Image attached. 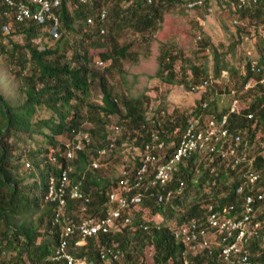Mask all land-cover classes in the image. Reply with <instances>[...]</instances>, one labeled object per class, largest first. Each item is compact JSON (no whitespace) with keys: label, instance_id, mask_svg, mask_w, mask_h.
Segmentation results:
<instances>
[{"label":"trees","instance_id":"obj_1","mask_svg":"<svg viewBox=\"0 0 264 264\" xmlns=\"http://www.w3.org/2000/svg\"><path fill=\"white\" fill-rule=\"evenodd\" d=\"M106 1L91 0L81 3L78 0H60V5L55 9L60 21L61 32L58 38L48 34L49 24H37L33 21L16 22L11 16L4 14L5 10L0 3V54L2 61L10 66L8 71L14 78L19 79L17 84L8 80L15 86L10 98L0 93V264H64L63 260H53L56 244L59 241V226L51 224L54 204L47 202L44 198L49 176H58L60 170L67 165L64 156L65 144L68 141L77 140V133L83 130V124L86 121H89L91 125L88 131H85L91 140H96L94 144L92 142L82 151L75 153L76 158L73 162L76 163V167L70 173L67 185L81 180V190L90 199L87 214L94 215L96 218L104 213L107 195L117 188L120 176L101 180L86 172L82 177L77 159L84 161L91 148V152H95L93 146L99 144L100 147L106 142V134L98 136L95 129L97 120L101 121L104 116H122L131 125H135L134 136L139 146L148 140L150 132L155 131L165 139L164 154H168L175 145L173 143H176L180 137L190 115L194 114L199 123L203 124L209 119L218 120L227 112L226 127L232 134L237 132L247 138L250 144L249 149L251 145H256L253 155L249 156V150L248 154L245 153L251 158L252 169L264 170V83L259 82L264 75L262 45H258L257 57L254 58L257 65L261 66V72L251 71L248 64L249 59L246 57L243 64L245 73L240 82L230 85L234 88H230L229 85L226 89L224 88L225 94L234 91V97L238 103L241 101L239 97H245L249 102L244 108L239 104L234 112L227 111V108L219 109L220 106L214 98L202 94L196 99L193 108L168 115L161 114L162 107H156L157 118L148 119L138 98H121L119 102L117 95L113 92V87L108 85L107 77L101 76L99 88L97 87L101 92V103L93 105L85 103L86 109L89 107L87 115L84 118L79 117V109L89 93H92V85L96 77L89 67L91 55L88 54V44L96 40L91 45L94 46L99 37L93 39L91 33L98 32V28L104 25V38L100 43L108 41L111 44L110 52H102L99 56L109 60V65L106 66L107 72L110 67L113 68V65H120L122 58L132 54L128 44L114 46V37L124 26L122 21L118 31H115L116 29L109 23L111 18L108 10L102 23L98 20L100 8L104 7L102 4ZM179 1L162 0L154 4H146L139 0L133 3L138 13L131 22L132 27L140 33L145 31L153 33L162 21L161 16L165 6ZM117 3L118 0H114L109 9H114ZM208 4V0H204L201 7H207ZM141 9L144 11L141 12ZM232 12L236 17L234 19L242 23L237 29L240 35L245 34L242 37L248 38L246 35L248 34L250 37L256 36L258 39H263V32L261 34L259 32L260 29H264V0L247 4L242 9ZM88 16L92 18L91 23L86 22ZM74 19H80L81 22L77 27L84 31L79 37L70 40L69 34L79 31L74 25ZM8 22L10 28H5L4 32L3 28ZM114 22L117 24L119 20ZM18 33L22 36V44L16 42L8 46L2 43L4 35ZM38 35H45L46 41L44 42L50 41L51 43L43 44L44 46L40 48L36 41ZM65 37L68 40L64 46L65 42L62 43V41ZM69 47L71 48L70 53H68ZM213 53L214 74L217 75L223 67L218 63L219 53L216 51ZM160 55L162 56L157 76L171 83L176 79L169 50L164 49ZM28 65L30 66L27 68ZM190 68L192 81L189 83L191 85L197 84L198 79L202 77L205 78L203 80H207L208 75L205 69L197 68L196 65H191ZM252 78H255L253 86H249L245 95L239 96L237 90L239 92ZM229 98L230 105L232 96ZM36 106L52 109L57 112L56 118L51 116L45 121L41 118L32 120ZM250 113L252 116L248 117ZM94 116L97 118L95 121H93ZM42 123L47 131L42 129ZM31 132L34 133L33 136L41 135L47 140L34 139ZM63 134L66 137L57 142L56 136ZM117 140H115V145L120 144L119 139ZM50 149L52 151H49ZM53 155L56 157V162L49 160V156ZM136 166L137 163L134 162L130 169L128 166L123 168L129 169V174H131ZM247 168L244 162L234 165L230 160H221L214 154L195 152L177 164L174 177L167 184L150 186L143 190L146 185L144 181L140 188L147 196H150L156 189L161 192L163 190L172 191V196L166 203H156L153 198L149 200L146 195L143 196L146 204L147 202L150 206L152 203L155 204L150 207L152 214L160 212L162 216L169 218V222L155 223L153 220H142L145 224L140 225L135 215L130 223L122 224L118 231L88 237V246L72 249V253L88 259L93 258L95 259L93 264H98L99 247H104L112 249L117 254L116 260L126 264H182L183 244L176 241L173 234L174 229L185 221H202L209 203H213L216 207L233 205L234 209L229 214L227 213L228 218L235 215L241 216L243 193L252 195L254 199L251 203L254 211L250 216V224L259 222V226L255 229L256 233L252 234L246 242L249 261L252 264H264V198L258 199L257 197L258 188L264 187V183L258 182L244 188L241 194L236 191L237 187L243 183ZM27 174L31 176L29 181H26ZM180 180L185 182L181 190L178 189ZM192 183H196L194 186L200 189L203 184H207L206 191L200 199L186 203V189ZM36 185L38 190L35 188ZM106 185H108L107 189H105ZM35 210L39 211L35 222L22 218L27 212H35ZM79 210L75 200L67 201L66 216L76 220ZM74 237H77V234H74ZM91 245L93 248H90ZM215 247L219 248L216 241ZM189 258L190 264H234L209 255L207 252Z\"/></svg>","mask_w":264,"mask_h":264},{"label":"rangeland","instance_id":"obj_2","mask_svg":"<svg viewBox=\"0 0 264 264\" xmlns=\"http://www.w3.org/2000/svg\"><path fill=\"white\" fill-rule=\"evenodd\" d=\"M113 1L114 0H107L102 5L104 6L103 8H106V11L108 10V15H110L111 18L109 23L113 26V28L116 29L115 31H118L121 21L124 25L114 37V46L128 44L130 45L129 50L132 54L131 56L122 58L120 65H113L112 69L109 66L110 68L107 72L106 66L109 65V60L106 58H100L99 56V54L102 52H110L111 44H109L108 41H106V43H100L104 38L105 33L100 29L103 28V30H105L104 25L101 26V28H98V32L91 33L93 39L99 37L97 40L99 43L95 42V45L91 46L93 41L96 40L91 41V38H89L91 42L88 44V54L91 55L89 67L96 77H94L92 93H89L88 97L84 100L83 105L79 109V117L81 116L84 118L87 115V109H89V107L86 109L85 103H90L92 105L95 104V102L97 104L100 103L101 92H99L100 90L98 88L99 79L101 76L107 77L108 85L113 87V92L117 95L119 102L121 101V98H138V102L140 103L142 110L146 111L145 116L148 119L153 117L157 118L156 109L158 107H162L161 114L166 113L168 115H171L174 112H180L182 110L189 109L191 107L193 108L196 99H198L202 94L205 96H211L217 102L218 100L222 99V104H224V106L221 108L219 107V109L223 110L224 108H227V111H229V97H231V94H225L224 88L226 89L227 85L230 86L234 82H236V84L240 82L242 75L245 73V68L243 67L244 59L247 57L249 59L248 63L251 60H254V58L257 57L258 45H262L263 47L264 42V37L261 40L256 36L250 37V35L246 34L248 38H244L245 36H242L245 34L240 35L238 33V25L242 23H240L238 19L237 23H234V18L236 17L233 15L232 11L242 9L243 7L238 9L232 7L233 3L231 0H208L211 10L207 11L206 7L188 8L186 3L192 0H178L179 2L177 3H170L165 6L161 16L162 21L157 27L156 31L153 33L147 31L140 33L136 28H133L131 24V22L134 20L135 14L138 13L134 9L135 4L127 5L126 1L118 0L116 7L114 9H109L112 6ZM70 6L69 9L71 8ZM143 11L144 9H141V12ZM117 16H119V18ZM117 20H119V22L116 24L114 21ZM28 21L33 20H26L23 22ZM73 22L79 31L69 34L70 40L79 37L84 31L83 29L77 27L78 23L81 22L80 19H74ZM35 23L49 24L47 21ZM9 25L10 24L8 22V24L3 28L4 32L5 28H10ZM50 29V25H48L47 32L49 35L54 38H58L60 36V28L58 29V36H53L50 32ZM63 32L64 30L62 29V33ZM261 32L264 34V29H260L259 33L261 34ZM66 40H68L67 37H65L62 41V43L65 42L63 44L64 46L66 45ZM36 41L39 43L40 48L44 46L43 44L51 43L50 41L44 42L46 41L45 35H38ZM16 42L18 44L23 43L22 36L19 33L9 36L4 35V38L2 39V43L8 46ZM164 49L169 50L170 59H172L171 65H173V71L175 73L176 80L171 83L166 82L167 80L164 81L163 77L162 79L161 77L157 76L160 58L162 56L160 54ZM247 50L251 54H247ZM215 51L219 53L218 63L221 67H223L217 75L214 74L215 62L213 52ZM70 52L71 48L69 47L68 53ZM191 65H196L197 68L205 69L208 75L207 80H203L205 78L202 77L198 79L197 84L191 85V83H189V81H192L190 73ZM29 66L30 65H28L27 68ZM8 67L10 66L6 65L2 61V55L0 54V93H4L8 98H10L15 86H13L8 80H11L13 83L17 84L19 79L13 77V75L8 71ZM254 82L255 78L250 79L249 85L245 86V84L244 87L239 90V92L237 90V94H239V96L245 95L246 91H248L249 88L253 86ZM193 85L198 86V88H193ZM231 87L232 86H230V88ZM239 99L241 101L240 103L237 102L236 109L238 108L239 104L242 108L248 105L249 102L247 99H245V97H239ZM121 110L123 111V109ZM63 111L65 110L63 109ZM56 114L57 112H54L52 109L45 108L44 106H36L34 115L31 119L33 120L41 118L43 121H45L51 116L56 118ZM99 116L101 117V114H99ZM95 119L97 118L94 116L93 121H95ZM188 123L189 119L187 120V123L184 126L181 134L188 126ZM90 125L91 123L86 121L85 124H83V131L87 130ZM32 127L35 128V126ZM42 129L47 131L46 126H44L43 123ZM95 129L98 136H101L103 133L106 134V142H110L113 139L118 141L117 139H119L120 144L115 145L114 150L101 156L97 155L96 152H91V148L90 151H88L89 153L84 161L77 159L79 164L78 168L81 169V175L88 172L89 174L94 175L96 178L101 180L117 178L118 176H121V170L123 167L128 166L130 169V166L133 165L134 162L138 163L140 150L143 144L139 146L135 140V125H131L130 122L127 119H123L122 116H104L102 117L101 121L97 120ZM107 133H109V135H107ZM33 134L34 133L31 132L32 136ZM65 134L57 135V142L63 140L64 137H66ZM33 137L34 139H39L40 141L47 140L41 135H34ZM179 139L180 137L177 139L176 143L173 144H177ZM95 140L96 139L92 140L93 144L95 143ZM98 145L99 144L93 146V148H96ZM34 148H36L35 145ZM248 150L249 156L253 155L255 153L254 151L256 150V145H251L250 149L248 148ZM49 151L52 150L50 149ZM94 159L98 162V167L96 168H92L90 166L91 161ZM71 164L74 169L76 167V163L72 162ZM136 167L133 169V171L136 169ZM129 169L127 170L128 173ZM133 171L130 174L131 176L135 172ZM26 177V181L31 180V176H29V174H27ZM194 185H196V183H192V185H189L186 189V203L200 199L203 196L202 194L205 193L204 191H206L207 184H203L202 189L197 188ZM35 188L38 190L37 185ZM107 188L108 185H106L105 189ZM164 191L165 190L162 192L164 193ZM159 193H161V191L156 189V191L152 192L150 196H147L146 194L144 195H146L149 200H152L153 198L154 202L158 203L156 194ZM171 196L172 193L170 197ZM77 204L79 205V201ZM153 206H155L154 203H152L150 206L148 202L146 204V202L142 199V202L135 206V209L132 211L131 221L135 215L137 216V220L140 222V225L141 223L145 224V222H142V220H153L155 223H159L160 221H170L169 218L165 217V215L162 216L160 212H156L159 214H152L150 207ZM38 213L39 211L37 210H35V212H27L22 218L31 219L32 222H35ZM172 217H174V215H172ZM216 231L219 232L218 229H216ZM91 246L92 247L90 248H93V245ZM199 250L201 249L193 246L192 244H188L187 253L189 256L187 261L189 262V257L196 255ZM12 254L13 253H11V255ZM132 256L135 257L134 255ZM143 260H145V256H143ZM182 264H184L183 260Z\"/></svg>","mask_w":264,"mask_h":264},{"label":"built area","instance_id":"obj_3","mask_svg":"<svg viewBox=\"0 0 264 264\" xmlns=\"http://www.w3.org/2000/svg\"><path fill=\"white\" fill-rule=\"evenodd\" d=\"M81 3H87L91 0H78ZM149 2L153 0H147ZM226 1V0H220ZM262 0H231L234 8H242L247 4L257 3ZM6 15H9L16 22L33 20L35 22L47 21L50 25V32L53 36H58L59 18L55 9L60 5V0H0ZM198 0L191 2L188 6L192 7L201 4ZM210 10V8H209ZM105 16L104 10L101 11L99 19ZM91 22V19H87ZM234 23L237 20L234 19ZM264 49V42H263ZM247 54H251L246 52ZM249 69L255 73L261 72V66L257 65L255 60L249 63ZM264 83V75L260 79ZM249 82L245 86H248ZM198 88V86H193ZM232 101L230 103V112H234L237 106V99L234 97V91H231ZM205 106V104H203ZM227 113L223 114L218 120L209 119L201 124L194 114L189 116L188 126L181 134L177 144L168 153L164 154L166 147L165 139L161 138L155 131L150 132L149 138L143 143L140 150L139 160L132 176L127 169L121 170V176L117 181V188L108 193L104 203L106 209L104 213L96 218L94 215L87 214L89 197L85 196L80 190L78 184L67 185L68 170H63L58 178L50 177L48 180V192L46 199L54 202L55 208L51 216V224L59 226L58 244L55 248L53 260H63L64 264H93L95 259H88L85 256H77L72 253V249H79L88 246L87 238L97 236L111 231H118L122 224L131 222V213L135 206L139 205L143 199V190L150 186L165 185L174 177L176 166L183 162L187 157L195 152L214 154L221 160H230L234 165L244 162L248 168L242 185L237 187V192L242 193L244 188L255 185L258 181H264V171L253 170L251 158L247 153L249 140L240 133H233L226 127L228 122ZM252 114H248L251 117ZM113 147L110 142L103 147L96 149L97 155H103L108 152V148ZM80 148V145H76ZM101 148V149H100ZM71 157V152H67ZM54 161V158H51ZM92 168L98 167L97 160L90 163ZM146 181L143 190H140L142 184ZM184 186V181L178 182V189ZM258 199L264 198V187L258 188ZM171 191H164L156 194L158 202H165L169 199ZM243 204L241 216L228 218V214L234 209L233 205L223 206L216 209L212 204L207 206V214L204 223L189 222L173 231L176 240L182 241L185 245V253L182 255L184 264L187 261V246L192 244L200 248L198 252L205 250L209 245L204 237L208 229H218L219 237L217 239L219 249L216 257L234 264H252L249 261L247 241L250 236L256 233L259 222L250 224L251 213L254 211L251 207L253 196L243 194ZM79 201V216L73 220L66 216L65 206L67 200ZM228 213V214H227ZM144 228H146L144 226ZM77 234V237H74ZM211 254L212 252L208 250ZM117 254L110 248L100 247L97 254L99 264H126L118 262Z\"/></svg>","mask_w":264,"mask_h":264},{"label":"clouds","instance_id":"obj_4","mask_svg":"<svg viewBox=\"0 0 264 264\" xmlns=\"http://www.w3.org/2000/svg\"><path fill=\"white\" fill-rule=\"evenodd\" d=\"M123 1H126L127 2V5H131V4H133V3H135V2H138L139 0H123ZM140 1H142V2H144V3H146V4H154V3H156L157 1H162V0H153V1H151V2H149V1H147V0H140ZM195 1H198V0H192V1H188L187 3H186V6L188 7V8H193V7H201L202 5H203V3H204V0H201L202 1V3L201 4H197V5H195V6H192V7H190V6H188V4L189 3H191V2H195ZM79 2V1H78ZM209 3V2H208ZM4 8V7H3ZM207 9V11H210L211 10V7H210V5L208 4V6L206 7ZM209 8H210V10H209ZM5 10V9H4ZM102 10H104V12H105V16H104V18L102 19V20H100L99 19V17H100V13H101V11ZM106 18V9L105 8H103V7H101L100 8V11H99V14H98V20L102 23V21L104 20ZM91 19V22H92V18H90ZM86 22L87 23H91V22H88L87 20H86ZM59 28H60V21H59ZM58 28V29H59ZM102 32L104 31L103 30V28H101L100 29ZM100 103H101V101H100ZM100 103H98V104H100ZM95 104H97L96 102H95ZM107 135H109V133H107ZM79 136V137H78ZM106 140H107V138H106ZM110 142H113V147L112 148H108V153L110 152V151H112V150H114V146H115V139H113L112 141H110ZM110 142H106V143H104L102 146H100V147H103L104 145H106V144H108V143H110ZM92 143V140H91V137H89V135H88V133L84 130H81V131H79L78 133H77V140L76 141H68L65 145H66V150H65V160H66V162H67V165H66V167H64L63 169H61L60 170V172H59V174H58V176H55V175H50L49 176V178L50 177H54L55 179L56 178H58L59 177V175H60V173L63 171V170H65V169H67L68 170V177H67V180L69 181V175H70V173L73 171V167H72V162H73V159L74 158H76L75 157V153L76 152H80V151H82L83 150V148L86 146V145H88V144H91ZM80 145V148L78 149V148H76V145ZM250 145V144H249ZM98 148V146L95 148V151H96V149ZM249 148V147H248ZM71 152V157H68L67 156V152ZM54 158V161H52L51 160V158ZM49 160L51 161V162H56V157L53 155V156H49ZM74 163V162H73ZM259 171V170H258ZM264 171V170H263ZM82 177H83V175H82ZM49 178H48V180H49ZM258 182H262V183H264V181H258ZM257 182V183H258ZM68 183V182H67ZM74 184H78L79 186H80V184H81V180H78V181H76V182H74L73 184H71V185H74ZM71 185H68V186H71ZM80 190H81V186H80ZM82 191V190H81ZM47 192H48V181H47V190H46V192H45V197H46V195H47ZM83 192V191H82ZM83 194H84V192H83ZM85 196H88V195H86V194H84ZM47 202H49V203H51V204H54V202H50V201H48L46 198H44ZM68 200H70V199H68ZM67 200V201H68ZM90 200V199H89ZM77 203H78V201L77 200H75ZM167 201H165V202H158V203H166ZM67 204V203H66ZM209 204H212L216 209H219V208H221L222 206H220V207H216L213 203H209ZM208 204V205H209ZM78 205V204H77ZM207 205V206H208ZM79 206V205H78ZM54 208H55V204H54V207H53V211H54ZM65 209H66V206H65ZM207 209V208H206ZM206 214H207V212H206ZM206 214H205V216H204V219L202 220V221H199V220H189V221H185L184 223H182V224H180L178 227H180L181 225H184V224H186V223H189V222H197V223H204L205 222V219H206ZM146 227V226H145ZM177 227V228H178ZM175 230V229H174ZM217 237V238H216ZM218 237H219V232H218V235H217V231H216V229L215 228H213V229H208L207 230V232H206V235H205V237H204V239L205 240H208V242H209V245L207 246V248H205V250H202V251H200V252H198L196 255H199V254H201V253H205V252H207L209 255H212V256H215V255H213V253L214 254H217V251H218V249L219 248H217V247H215L214 248V245H215V241H216V245L218 244V241L216 240V239H218ZM176 241H179V240H176ZM179 242H181L182 244H183V242L182 241H179ZM247 248V247H246ZM184 249H185V245L183 244V249H182V251H184ZM248 249V248H247ZM208 250L209 251H211L212 253L210 254L209 252H208ZM188 253H187V258H188ZM193 256H195V255H193ZM181 257H182V255H181ZM182 259V258H181ZM189 264H190V261L188 262Z\"/></svg>","mask_w":264,"mask_h":264},{"label":"crops","instance_id":"obj_5","mask_svg":"<svg viewBox=\"0 0 264 264\" xmlns=\"http://www.w3.org/2000/svg\"><path fill=\"white\" fill-rule=\"evenodd\" d=\"M88 18H91V17L88 16V17L86 18V20H87ZM222 102H223L222 99L218 100V102H217V103L219 104L220 108H221L222 106H224V104H222Z\"/></svg>","mask_w":264,"mask_h":264},{"label":"bare ground","instance_id":"obj_6","mask_svg":"<svg viewBox=\"0 0 264 264\" xmlns=\"http://www.w3.org/2000/svg\"><path fill=\"white\" fill-rule=\"evenodd\" d=\"M57 244H58V243H57ZM57 244H56V245H57ZM184 253H185V251H182V252H181V255H183Z\"/></svg>","mask_w":264,"mask_h":264}]
</instances>
